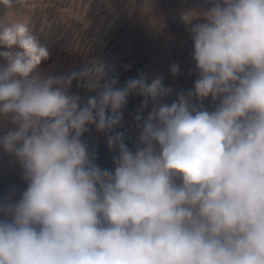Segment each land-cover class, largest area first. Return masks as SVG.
<instances>
[{
    "label": "clouds",
    "instance_id": "9594fccd",
    "mask_svg": "<svg viewBox=\"0 0 264 264\" xmlns=\"http://www.w3.org/2000/svg\"><path fill=\"white\" fill-rule=\"evenodd\" d=\"M203 3L180 15L196 72L180 90L143 70L121 84L99 57L43 72L29 22H0V152L26 184L0 196V264H264V0Z\"/></svg>",
    "mask_w": 264,
    "mask_h": 264
},
{
    "label": "rangeland",
    "instance_id": "374dc122",
    "mask_svg": "<svg viewBox=\"0 0 264 264\" xmlns=\"http://www.w3.org/2000/svg\"><path fill=\"white\" fill-rule=\"evenodd\" d=\"M203 7V0H23L10 10L0 6V22H29L50 52L43 72L68 74L99 57L116 66L121 84L143 70L163 76L166 85L180 90L190 88L196 78L191 42L180 15L185 9ZM173 63L180 65L175 76L169 71ZM126 65L131 68L126 70ZM73 91H79L75 85ZM140 99L130 97L125 109L124 126L130 134L135 133ZM86 138L96 149L100 167L112 170L105 137L93 129ZM13 187L18 191L26 187L21 169L0 152V196Z\"/></svg>",
    "mask_w": 264,
    "mask_h": 264
}]
</instances>
